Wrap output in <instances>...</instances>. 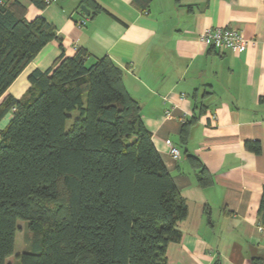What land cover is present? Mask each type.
<instances>
[{"label":"trees","instance_id":"trees-1","mask_svg":"<svg viewBox=\"0 0 264 264\" xmlns=\"http://www.w3.org/2000/svg\"><path fill=\"white\" fill-rule=\"evenodd\" d=\"M31 1L45 8L51 0ZM150 2L135 0L143 9ZM26 14L21 1H0V120L13 110L0 130V264H170L167 249L182 238L188 205L122 68L108 55L90 62L85 48L66 55L56 27ZM54 39L61 54L52 66L33 71L21 97L7 93ZM192 123L183 126L184 145ZM245 146L262 151L258 140ZM190 157L200 185L212 184ZM23 227L29 247L16 253Z\"/></svg>","mask_w":264,"mask_h":264},{"label":"crops","instance_id":"crops-1","mask_svg":"<svg viewBox=\"0 0 264 264\" xmlns=\"http://www.w3.org/2000/svg\"><path fill=\"white\" fill-rule=\"evenodd\" d=\"M19 1L29 20L42 16L56 27L66 55L85 48L90 62L108 55L122 68L188 205L182 238L167 249L169 263L264 264V0H151L147 9L135 0H51L45 8ZM208 26L236 28L254 43L243 53L205 45L199 34ZM60 54L58 39L47 43L7 93L21 97L31 73L47 70ZM12 116L10 110L0 120V130ZM193 120L184 145L183 126ZM247 140L260 141L262 151L249 150ZM190 156L212 184L200 185L201 168Z\"/></svg>","mask_w":264,"mask_h":264},{"label":"built area","instance_id":"built-area-1","mask_svg":"<svg viewBox=\"0 0 264 264\" xmlns=\"http://www.w3.org/2000/svg\"><path fill=\"white\" fill-rule=\"evenodd\" d=\"M83 23H85V20L82 21ZM199 40L205 45L229 49L238 53L246 50L248 44L252 41L241 30L223 26H208L204 28L199 34ZM214 118H216L215 115ZM167 143L170 146L172 156L179 159L181 157L180 149L170 139H167Z\"/></svg>","mask_w":264,"mask_h":264},{"label":"rangeland","instance_id":"rangeland-1","mask_svg":"<svg viewBox=\"0 0 264 264\" xmlns=\"http://www.w3.org/2000/svg\"><path fill=\"white\" fill-rule=\"evenodd\" d=\"M250 40H251V39H250ZM201 43H202V42H201ZM251 43H254V41L252 40V41L248 44V46H249ZM247 48H248V47H247ZM246 50H247V49H246ZM246 50H244V51H246ZM244 51H243V52H244ZM243 52H240V53H243ZM237 53H238V52H237ZM71 114H72V117H70V118L67 120L66 128H69V126L73 123L75 117L78 115V111L75 110V111H73ZM22 225H23V224H22ZM23 226H24V225H23ZM27 235H29V233H28ZM20 236H21V238H20L21 240L18 239L17 247H16V249H15V252H16V253H19V252L25 251V250H27L28 247H29V239H28V237H25V232H24V230L21 231ZM12 258H14V256H13Z\"/></svg>","mask_w":264,"mask_h":264},{"label":"water","instance_id":"water-1","mask_svg":"<svg viewBox=\"0 0 264 264\" xmlns=\"http://www.w3.org/2000/svg\"><path fill=\"white\" fill-rule=\"evenodd\" d=\"M83 8H86L85 6H83Z\"/></svg>","mask_w":264,"mask_h":264}]
</instances>
